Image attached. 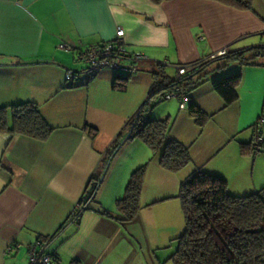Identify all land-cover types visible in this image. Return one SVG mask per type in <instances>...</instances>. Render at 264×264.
Segmentation results:
<instances>
[{
	"label": "crops",
	"instance_id": "obj_1",
	"mask_svg": "<svg viewBox=\"0 0 264 264\" xmlns=\"http://www.w3.org/2000/svg\"><path fill=\"white\" fill-rule=\"evenodd\" d=\"M117 28L124 31L125 48L147 58L123 93L112 90L115 72L89 79L75 59L79 50L114 40ZM257 46H264V0H252L249 11L213 0L158 5L150 0H0V107L34 103L53 129L45 142L0 134V264H28L31 248L46 240L56 264H131L138 253H125L126 242L135 237L130 228L141 222L145 209L168 201L194 171L223 178L235 197L264 188V146L251 151L255 139L264 140V65L232 63L216 71L221 64L212 63L208 82L184 95V101L158 102L147 115L171 119L170 138L190 157L179 172L159 166L161 151L151 156L142 141L126 139L127 123L156 85L178 76L154 61L192 65ZM70 71L76 80L65 79ZM237 73L238 100L225 106L210 82ZM189 103L205 115L203 126L190 117ZM85 125L97 135L89 137ZM125 156H132L130 163L113 177ZM108 159L104 179L87 202ZM144 164L140 211L134 220L118 223L115 202L130 174ZM107 187L110 217L97 206L90 209ZM12 244L20 247L8 251Z\"/></svg>",
	"mask_w": 264,
	"mask_h": 264
},
{
	"label": "trees",
	"instance_id": "obj_2",
	"mask_svg": "<svg viewBox=\"0 0 264 264\" xmlns=\"http://www.w3.org/2000/svg\"><path fill=\"white\" fill-rule=\"evenodd\" d=\"M158 5L168 0H150ZM240 10H251L252 0H213ZM220 63L216 71L234 63L241 67L264 65V46L251 47L225 53L211 61L192 64L184 75L173 80L165 78L156 85V91L144 102L127 123L130 138H137L152 152L161 151L158 164L169 172L177 173L190 164L187 149L170 138L171 119L152 120L147 115L155 106L158 96L175 92L188 95L208 82L207 68ZM240 73L210 82L212 90L230 106L238 100L237 88ZM129 78L116 75L112 90L123 93ZM164 86H160L161 84ZM190 117L203 126L206 117L189 103ZM83 131L91 138L97 130L85 125ZM53 129L46 123L34 103L0 107V134L10 138L23 136L39 142L49 139ZM117 147V146H116ZM252 148V147H251ZM253 152H259L251 149ZM146 165L135 169L129 176L123 196L116 200L118 223L134 220L140 211ZM99 186V179L92 184L87 202L92 201ZM177 198L184 218V232L178 238L173 264H264V188L248 196L235 197L227 192V182L221 177L201 170L194 171L179 186ZM103 215L110 217L109 214Z\"/></svg>",
	"mask_w": 264,
	"mask_h": 264
},
{
	"label": "rangeland",
	"instance_id": "obj_3",
	"mask_svg": "<svg viewBox=\"0 0 264 264\" xmlns=\"http://www.w3.org/2000/svg\"><path fill=\"white\" fill-rule=\"evenodd\" d=\"M154 102L155 106L153 109L159 106L157 100ZM116 149L120 151L122 145L119 144ZM153 154L150 151V155L152 156ZM131 157L125 156L122 161L116 164L113 177L116 178L126 170V165L130 163ZM109 164L110 160L108 159L99 182L104 179ZM106 186H109V184L106 183ZM108 189L107 187L100 191L98 196L99 202L95 201L90 209L95 210V206H97L98 211L103 214L106 213L105 210H110L107 202L111 193ZM178 192L179 189L177 187L176 191L172 193L174 195H171V198L162 206L156 205L154 206L155 208L145 209L141 222L136 223V226L133 225L130 228L131 234L135 237H133V240L130 238V243L126 242L125 253H138L137 255L139 256L138 259V256L135 255L131 264H173L172 256L176 251L178 238L184 232V218L179 199L177 198ZM99 204L103 206L104 210ZM83 211L84 208L82 207L81 214Z\"/></svg>",
	"mask_w": 264,
	"mask_h": 264
},
{
	"label": "built area",
	"instance_id": "obj_4",
	"mask_svg": "<svg viewBox=\"0 0 264 264\" xmlns=\"http://www.w3.org/2000/svg\"><path fill=\"white\" fill-rule=\"evenodd\" d=\"M123 37L124 31L121 28H117L115 38L111 42L79 50L75 54L76 61L84 66V72L88 75L89 79H93L99 73L107 70L128 78L136 74L137 65L142 61H146L147 58L139 53L129 52L125 48ZM60 49L72 52V49L66 45L60 46ZM153 64L158 68H173L176 70L178 76L184 75L192 68V65L174 66L166 61H154ZM77 77L78 75L71 71L65 75L67 81L76 80ZM170 98L185 100L184 95H178L175 92L169 91L158 96L157 102ZM262 146H264V140L261 138L255 139L251 144V147L256 151L261 150ZM49 242L50 240H46L43 243L38 242L31 248L28 264H56V256L47 250ZM19 247L17 244H12L11 248H8V251L13 248L18 249Z\"/></svg>",
	"mask_w": 264,
	"mask_h": 264
},
{
	"label": "water",
	"instance_id": "obj_5",
	"mask_svg": "<svg viewBox=\"0 0 264 264\" xmlns=\"http://www.w3.org/2000/svg\"><path fill=\"white\" fill-rule=\"evenodd\" d=\"M130 135H131V132H130V133L127 135L126 139H127V138H129V137H130Z\"/></svg>",
	"mask_w": 264,
	"mask_h": 264
}]
</instances>
